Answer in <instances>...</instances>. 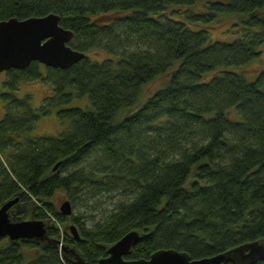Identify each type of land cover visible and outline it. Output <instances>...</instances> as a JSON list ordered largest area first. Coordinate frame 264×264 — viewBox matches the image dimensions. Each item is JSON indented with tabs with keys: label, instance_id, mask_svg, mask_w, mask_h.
Listing matches in <instances>:
<instances>
[{
	"label": "trees",
	"instance_id": "1",
	"mask_svg": "<svg viewBox=\"0 0 264 264\" xmlns=\"http://www.w3.org/2000/svg\"><path fill=\"white\" fill-rule=\"evenodd\" d=\"M198 1L0 0V20L60 15L69 45L86 53L67 68L32 60L5 71L0 207L21 194L10 218L49 225L44 240L0 243V264H97L132 229L140 240L128 260L165 248L204 258L264 239V69L239 70L261 56L264 0ZM101 13L114 16L95 20ZM227 14L238 16V36L212 39L210 25ZM92 49L108 56L91 60ZM30 80L52 88L38 107L13 93ZM53 110L64 129L32 134ZM59 190L72 208L88 193L118 199L88 226L83 212L57 209Z\"/></svg>",
	"mask_w": 264,
	"mask_h": 264
},
{
	"label": "water",
	"instance_id": "2",
	"mask_svg": "<svg viewBox=\"0 0 264 264\" xmlns=\"http://www.w3.org/2000/svg\"><path fill=\"white\" fill-rule=\"evenodd\" d=\"M59 18L60 15L49 12L46 15L27 16L24 19L8 17L0 20V71H7L11 67L25 68L32 60L46 66L67 68L86 55L85 52L75 50L69 45L74 31L64 28ZM60 162H55L52 169L56 170ZM20 195L5 200L0 207V239H46L49 224L42 219L10 218L8 211L20 199ZM58 210L66 216L73 214L72 201L69 198L64 199L58 205ZM67 229L75 238H79L80 233L75 223H69ZM139 237L140 233L136 229L125 232L117 242L110 245L107 250L109 255L100 258L97 264H219L229 260H233L234 264H254L264 257V239L261 238L204 258L191 259L187 252L165 248L157 249L149 258L128 260L124 254L131 251L133 244L140 240Z\"/></svg>",
	"mask_w": 264,
	"mask_h": 264
},
{
	"label": "rangeland",
	"instance_id": "3",
	"mask_svg": "<svg viewBox=\"0 0 264 264\" xmlns=\"http://www.w3.org/2000/svg\"><path fill=\"white\" fill-rule=\"evenodd\" d=\"M200 2V4H199ZM197 3V2H196ZM198 7H203V3L201 0L198 1ZM114 13V12H113ZM105 14L101 13L100 15L94 17L95 20H105V22L111 21L114 14ZM238 16L236 15H223L219 16L217 20H215L212 25H210L211 35L213 36L212 39H222V40H229L230 38H234L238 36L237 33H233L237 31V24L236 19ZM108 56L106 51L101 50H95L92 49V51H89L88 57L96 60H102L104 57ZM262 69H264V44L261 46V56L258 58L252 59L247 64H242L239 67L240 71H243L245 75H248L249 78H252L254 75L259 73ZM210 74V73H209ZM208 74V76H209ZM166 76H159L154 82H149L144 87V97L141 99L140 103L143 104L145 97L148 94H152L154 90L159 87L160 84L164 83ZM6 80L5 71H0V91L4 89L2 87V81ZM51 86L48 84H45L43 81H26L21 82L19 85V89L15 90L13 93L20 97L25 94H30L32 98L31 102L32 105L35 107H38L41 100L43 99V95L50 94ZM234 107V106H233ZM5 112V109L3 107V103H0V116ZM229 117L236 116V109L235 107L232 108L228 112ZM65 123H60L55 116V110L52 111L49 115H42L41 119L37 122H35L34 130L32 134H43L47 133L48 135H54L59 134L61 130L64 129ZM66 193L59 190L57 193L50 199L55 203V206L58 209V205L63 202L64 199H67ZM118 198L116 196H108L99 194L97 197H92L91 193H88V195H81L80 198H78V204L76 208H73V214L79 213V211L83 212L84 218L83 220L86 221V225L90 226L92 223H96L100 221L101 219H104L105 216L110 213L111 208L114 206V202H116ZM28 218V217H27ZM26 219V218H23ZM70 220V219H69ZM69 220L66 221V227L69 224ZM69 231V230H68ZM6 238L0 239V243L5 242Z\"/></svg>",
	"mask_w": 264,
	"mask_h": 264
}]
</instances>
